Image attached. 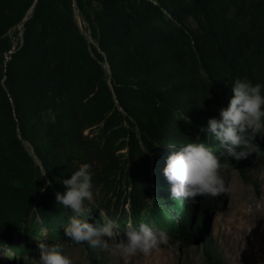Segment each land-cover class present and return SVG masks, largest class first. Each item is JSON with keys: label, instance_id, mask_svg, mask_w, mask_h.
Returning a JSON list of instances; mask_svg holds the SVG:
<instances>
[{"label": "trees", "instance_id": "16d2710c", "mask_svg": "<svg viewBox=\"0 0 264 264\" xmlns=\"http://www.w3.org/2000/svg\"><path fill=\"white\" fill-rule=\"evenodd\" d=\"M168 1L153 5L146 0H0V245L16 240L29 249L33 230L26 226L34 213L48 242H70L62 227L71 212L56 204L54 195L64 188L58 182L51 187L44 184L46 175L49 180L66 179L74 171L57 152L58 135L52 124L43 120L49 111L71 135L95 123L127 121L138 130L142 147L137 132L130 136L141 155L140 165L131 169L133 185L144 188V183L149 188L154 196L151 212L168 216L180 241L193 243L197 238L188 221L191 212H182L179 201L171 200L163 188L168 183L162 173L166 158L155 144L167 139L179 148V143L196 142L191 129L182 135L170 128L169 120L195 114L198 124L206 125L208 118H218L201 100L228 103L232 80L247 76L238 49L248 43L234 37L233 29H221L225 13L212 8L214 0H193L210 21V39L194 38L195 51L189 52L186 48L192 46L180 28L174 33L158 25ZM97 2L103 10L93 15L89 8ZM256 6L261 13L264 1ZM76 10L96 45L79 27ZM20 25L22 44L18 42L9 54L13 45L8 33ZM258 32V45H264V29ZM190 55L200 62L207 80L183 75ZM168 65L174 69L167 70ZM110 86L126 117L118 111ZM127 90L153 105L133 106ZM91 264H101L94 254Z\"/></svg>", "mask_w": 264, "mask_h": 264}, {"label": "rangeland", "instance_id": "374dc122", "mask_svg": "<svg viewBox=\"0 0 264 264\" xmlns=\"http://www.w3.org/2000/svg\"><path fill=\"white\" fill-rule=\"evenodd\" d=\"M146 1L158 5L160 0ZM214 1L212 8L218 11L224 10L225 13L226 21L221 23V29H233L234 37L243 39V44L248 43L246 47L242 46L238 49L239 60L247 74L243 79L264 85V45H258V29L260 27L264 29V7H261L260 13L256 6L259 0ZM220 3L222 5L218 7ZM102 10V3L98 2L89 8L93 15L100 14ZM75 17L89 43L96 45L90 33L85 32L82 16L78 10L75 11ZM213 21L215 22V18ZM209 22L194 5L193 0H169L167 9L164 10V17L160 19L158 25L174 33L176 27L180 28L185 35L183 37L182 33L181 38L183 37L192 46V49L189 46L186 49L193 52L194 38L210 39ZM7 37L13 45L9 52L11 54L18 42L22 44L23 25L11 30ZM191 56L183 75L187 78L195 77L198 82L200 79L207 80L200 62L195 61ZM8 60L9 58L6 57V61ZM3 67L5 69L6 66ZM105 68L110 75L107 64ZM165 68L174 69L170 65ZM110 89L118 111L126 117L127 114L119 106L111 86ZM126 93L128 102L133 106L149 108L153 105L151 100L139 96L134 90H127ZM217 100L215 104H212L211 100L210 103L201 100V104L219 118V109L226 107L227 104ZM86 105L92 106L91 103ZM198 118L195 114L176 116V119H170L168 124L182 135L191 129L196 142L204 143L219 156L223 164L220 172L226 191L215 198L197 197V203L194 205L179 201L178 205L182 212H191L188 221H192V228L197 236L193 243H185L177 238L178 235L168 216L151 212L154 196L150 194L149 188L144 183V188H136L133 185L131 169L140 165L141 155L130 136L137 132L136 140L142 147L143 139L138 130L135 131L130 127L127 121L122 124L112 122L109 126L105 123H95L92 127L71 135L68 126L57 120L54 111H49L44 115L43 120L52 124V129L58 135L57 152L61 153L64 160L71 163L74 171L80 164L88 163L94 174V198L90 203L86 202L90 207L87 222L95 225L105 219H111L116 223V231L121 232V237L126 224L135 226L141 222L146 224L150 222L165 230L167 243L158 246L147 255L137 254L122 258L112 255L107 250L89 249L86 245L48 242L46 230L42 228L38 215L34 213L26 226V229L33 230L28 237L29 249L18 245L16 240L1 244L0 264H37V240L46 244L62 245L72 264H91L92 254L101 264H264V136L255 137L254 143L257 144L255 152L243 159L232 160L223 156L216 146L217 142L198 131L200 126H204L198 124ZM89 122L90 120L86 119L84 124ZM168 144L172 143L167 139L155 144L164 158L179 150L176 145L169 147ZM38 164L40 165L39 162ZM46 177L49 180L47 175ZM163 188L169 191V182Z\"/></svg>", "mask_w": 264, "mask_h": 264}, {"label": "clouds", "instance_id": "9594fccd", "mask_svg": "<svg viewBox=\"0 0 264 264\" xmlns=\"http://www.w3.org/2000/svg\"><path fill=\"white\" fill-rule=\"evenodd\" d=\"M262 90L264 85L261 83H253L246 78L232 80V94L227 106L219 109V118H208L206 125L198 128L199 132L217 142L216 146L223 156L238 160L256 151L255 137L264 136ZM174 145L168 144L169 147ZM179 145L178 151L167 156L162 169L163 176L170 184V199L194 205L197 197L215 198L224 193L226 187L220 172L223 164L219 156L201 142L189 141ZM93 175L90 165L82 163L71 172L69 178L53 177L44 182L45 187L58 182L64 188L63 192L57 191L54 195L55 203L71 212L62 227L66 240L77 246L86 245L89 249L107 250L122 258L147 255L167 243L165 230L150 222H141L135 226L126 224L122 237L111 219L95 225L88 223V203L93 200L95 192ZM45 187L39 190L43 192ZM37 241V264H72L59 243Z\"/></svg>", "mask_w": 264, "mask_h": 264}]
</instances>
